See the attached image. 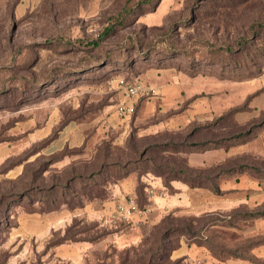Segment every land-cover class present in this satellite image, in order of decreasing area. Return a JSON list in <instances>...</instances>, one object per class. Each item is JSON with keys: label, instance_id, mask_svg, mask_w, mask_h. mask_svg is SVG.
Instances as JSON below:
<instances>
[{"label": "rangeland", "instance_id": "1", "mask_svg": "<svg viewBox=\"0 0 264 264\" xmlns=\"http://www.w3.org/2000/svg\"><path fill=\"white\" fill-rule=\"evenodd\" d=\"M138 1L0 0V264H120L154 250L149 237L103 239L114 230L86 205L44 208L43 190L72 173L116 164L167 183L244 171L264 180V0ZM132 81L147 95L121 119ZM67 125L82 126L78 146H60ZM254 210L169 214L158 234L178 227L180 241L219 259L248 258L264 242L248 237ZM221 227L243 238L230 246Z\"/></svg>", "mask_w": 264, "mask_h": 264}, {"label": "crops", "instance_id": "2", "mask_svg": "<svg viewBox=\"0 0 264 264\" xmlns=\"http://www.w3.org/2000/svg\"><path fill=\"white\" fill-rule=\"evenodd\" d=\"M82 129L80 125L65 126L61 132L60 146L75 147L81 144ZM138 182L145 184L142 196H139L136 191ZM216 182L219 190L218 195L207 188H190L180 181L171 182L173 191L169 193L159 178L143 176L139 181L138 178L128 175L112 187L111 200L91 202L86 204L84 208L88 213L96 214L100 220L103 218L104 223L113 228L114 231L107 234L103 239L121 242L124 247L148 238L151 231L169 214L175 216L184 213L193 216L222 215L241 207L253 209L264 203V180L260 182L247 171L232 176L218 177ZM149 190L153 191L152 195L149 194ZM129 196L135 198L136 205L141 199L145 200L146 205L142 209L149 208L150 212L145 216L135 214L129 222L110 219L115 204L122 202L125 197ZM249 225L251 232L248 237L264 236V217L249 222ZM220 230L226 231L224 232L226 236L224 241L230 246L243 238L241 231L236 230V228L221 227L219 232H221ZM248 256V258L219 259L204 245H197L191 241H179L178 248L171 252L170 258L176 260L182 258L187 264H264V242L253 246Z\"/></svg>", "mask_w": 264, "mask_h": 264}, {"label": "trees", "instance_id": "3", "mask_svg": "<svg viewBox=\"0 0 264 264\" xmlns=\"http://www.w3.org/2000/svg\"><path fill=\"white\" fill-rule=\"evenodd\" d=\"M152 3V0H139L137 2V7L142 5L144 7L149 6ZM113 31V27H106L96 39L90 40L87 42V45L93 48H96L100 45L101 41L106 38L111 32ZM136 81H132L126 84L134 83ZM201 144V143H200ZM210 145L212 144L211 141H205L202 143V145ZM131 171H129V165L126 167H120L119 165L112 164L106 169H102L101 171H98L96 173H91L90 175H85L84 173H72L67 178L65 185L58 188L57 190H54V188H49L43 190V198L41 200L42 206L44 208H52L49 212L56 211L57 209H79L84 207L86 204L91 202H106L111 200V189L112 187L117 183L118 179H123L129 175ZM249 172V171H247ZM241 173V172H240ZM252 174V173H251ZM147 173L140 175L138 177L139 181L140 178L143 176H146ZM255 176L254 174H252ZM112 176V179L110 180V177ZM220 176V173L218 172L216 175V180ZM256 177V176H255ZM103 180L106 184H102L98 181ZM257 178V177H256ZM115 179V181H114ZM215 180V182H216ZM172 181H180L183 184H186L190 188H207L214 194L218 195L219 190L217 188V184L214 185L213 183L211 185H204L202 183H193V182H187L186 180H179L178 178L171 179L168 183L162 181L163 186L167 189L169 193H172V187L171 182ZM145 184L138 182V186L136 188L137 194L139 196H142L143 188ZM56 191V192H55ZM145 204V200L141 199V201L137 202L138 208H143ZM264 203L261 204V208L263 207ZM258 206V207H260ZM255 210L251 213H249L250 217H263L264 216V209L260 210L256 207ZM210 216H202L201 218H206ZM169 218V216H165V218L161 221V225L164 224L165 220ZM159 224V227L155 228V233L149 236V239L153 240V243L155 245L154 250L150 252V254L146 253V256L143 258H139L137 256V259L135 260H129L128 254L125 255V258L122 259L120 264H187L184 259H177L172 261L170 258L171 252L178 248L179 246V239L181 237H185L184 234H181L177 236L178 234H175L178 232V227L174 226H167L163 232H159L158 234V228L161 227ZM129 227V226H128ZM183 229L187 230V226H184ZM157 232V234H156ZM175 235V236H173ZM100 238V236L95 237ZM73 241H79L73 239H69ZM83 241V240H81ZM146 241V242H148ZM188 241V240H187ZM144 242V244H146ZM200 245V244H197ZM238 258H242L239 256H234ZM225 259V258H224ZM97 264H106L103 259L97 258Z\"/></svg>", "mask_w": 264, "mask_h": 264}, {"label": "built area", "instance_id": "4", "mask_svg": "<svg viewBox=\"0 0 264 264\" xmlns=\"http://www.w3.org/2000/svg\"><path fill=\"white\" fill-rule=\"evenodd\" d=\"M124 98L115 107V114L118 118L124 119L130 117L133 113V103L139 98L147 95V89L141 82H134L123 85ZM152 195L153 191L149 190ZM149 208L139 210L134 197H125L122 202H117L110 214V219L120 222L131 221L133 215L140 214L145 216L149 213Z\"/></svg>", "mask_w": 264, "mask_h": 264}]
</instances>
